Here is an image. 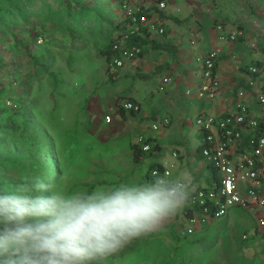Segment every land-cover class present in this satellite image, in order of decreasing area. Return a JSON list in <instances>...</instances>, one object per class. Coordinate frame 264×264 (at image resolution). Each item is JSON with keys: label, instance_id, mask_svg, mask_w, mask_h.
<instances>
[{"label": "crops", "instance_id": "1", "mask_svg": "<svg viewBox=\"0 0 264 264\" xmlns=\"http://www.w3.org/2000/svg\"><path fill=\"white\" fill-rule=\"evenodd\" d=\"M162 1L164 9L158 8L157 0L134 1L149 13V18L164 28L162 35L150 36L148 43L141 47L142 55L139 58L124 60L121 68L112 64L109 78L105 73V58L96 53L103 69L104 82L116 88L110 93L114 98L116 112L109 129L96 135L103 136L115 149L106 156L104 164L102 163L104 166L101 163L97 166L94 175H108L119 170L127 172L130 175L128 180L133 183L145 182L150 181L149 177L147 179L149 170L172 167L171 171L177 174H191L195 183L194 191L209 190L218 183L219 175L202 155L203 134L195 120L198 117L221 119L235 113L239 91H244V102L251 115H257L256 96L259 89H251L247 81L250 78L248 69L255 64H264V0ZM77 4L85 6V14L77 17V26L83 29L79 33L81 38L89 40L88 44L92 47L95 43L106 44L108 39L116 36L114 27L123 20L118 0H77ZM219 26L237 27L243 36L235 41H222L219 39ZM216 49L220 50V54L214 75L220 83V89L214 99L199 98L201 61L208 52ZM81 55L86 56L87 53ZM164 78H169L170 82L164 91H160L159 86ZM93 84L90 83L88 87L91 93L98 89ZM123 101L136 104L138 111L123 110L122 115L120 103ZM163 120H168V124L165 125ZM85 123L87 122L84 121L82 126ZM153 126H157V129L154 130ZM143 142L150 145V150L143 152L136 161L134 147L140 149ZM237 155L234 152L232 156L237 158ZM122 180L125 179H119ZM109 183L102 180L90 184V188L92 190L98 185H110ZM246 186H242L245 191ZM257 193L264 198V187L259 188ZM236 210H243L244 216L252 215V219L255 218L256 222L250 226L246 217L241 216L243 227L250 228L252 236L250 231L243 232L236 239L230 233L223 237L228 226H232L230 215ZM262 213L264 208L256 205L234 207L223 217H227L226 222L218 223L223 218L209 219L205 225L197 226L193 235L187 237L184 233L186 222L197 214L187 204L169 220L164 230L170 228L171 239L175 232L179 240L188 241L202 240L213 233L217 239L215 246L227 244L233 247L218 248L230 249L229 252L236 254L230 260L213 264H264V234L257 224ZM172 227L175 230L172 231ZM221 236L223 239L219 240ZM192 242H188L186 248L191 247Z\"/></svg>", "mask_w": 264, "mask_h": 264}, {"label": "rangeland", "instance_id": "2", "mask_svg": "<svg viewBox=\"0 0 264 264\" xmlns=\"http://www.w3.org/2000/svg\"><path fill=\"white\" fill-rule=\"evenodd\" d=\"M29 22L21 29L28 30L32 36L39 21L32 18ZM42 31L43 36L31 40L28 49L33 57H46L42 61L45 72L31 67V55L14 43L1 46L2 64H8L9 70L0 69V90H4L0 93V185L5 186L2 179L16 178L18 163L35 159L34 147L44 156L42 171L55 170L60 183L69 190L90 191V184L102 180L115 181L110 185L131 182L128 180L130 175L119 170L108 175H94L97 166L104 164L106 156L115 149L103 136L96 135L109 129L116 112L114 98L110 95L116 88L104 82L96 50L90 44L84 51L63 50L64 42L53 24H46L39 32ZM20 38H23L20 42L27 39L26 35H20ZM50 40L55 43L47 42ZM90 83L99 90L91 93ZM21 115L28 119L25 131L28 142H20L18 132L4 129L20 125ZM84 121L87 123L82 126ZM117 178L125 180L116 181ZM244 212L236 210L230 215L232 226H228L223 237L230 233L236 239L243 232L251 231L243 227L241 216ZM244 217L250 226L256 222L252 215ZM226 219L218 223L222 224ZM171 229L175 230L174 227ZM169 231L170 228L162 229L144 239L134 240L118 256L110 258L108 264H213L230 260L236 254L229 252L233 247L227 244L215 246L217 239L213 233L202 240L189 239L193 242L186 248L190 241L179 240L175 232L171 239Z\"/></svg>", "mask_w": 264, "mask_h": 264}, {"label": "clouds", "instance_id": "3", "mask_svg": "<svg viewBox=\"0 0 264 264\" xmlns=\"http://www.w3.org/2000/svg\"><path fill=\"white\" fill-rule=\"evenodd\" d=\"M190 173L69 190L55 170L0 187V264H108L190 202Z\"/></svg>", "mask_w": 264, "mask_h": 264}, {"label": "built area", "instance_id": "4", "mask_svg": "<svg viewBox=\"0 0 264 264\" xmlns=\"http://www.w3.org/2000/svg\"><path fill=\"white\" fill-rule=\"evenodd\" d=\"M120 9L123 12V20L127 21V28L123 37L112 46V51L116 53L113 65L116 68L123 66L124 60L137 59L142 55V48L137 45H128V40L132 37H143L146 33L151 35L164 33V28L160 23L149 18L148 12L135 4V0H118ZM159 9H164L163 1L158 3ZM219 39L224 41H235L243 36L242 31L235 28L219 26ZM220 54V50L208 52L201 61V81L198 87V97L214 99L220 89V83L214 75V68ZM250 78L247 81L251 89H259L256 96L258 112L252 116L246 103L244 102V91L237 93V110L233 114H228L221 119L213 117H198L195 120L196 126L201 130L202 155L208 164L218 173L219 185L215 189H198L192 193L188 203L193 213L185 225V235L191 236L195 233L196 227L205 225L209 219H220L224 217L231 208H247L256 205L264 208V198L258 195L257 190L264 187L263 167H264V136H259L252 141L249 148L238 151L244 144V137L256 127L257 119L264 120V64L251 66L248 69ZM170 82L169 78H164L159 86L160 91H164ZM189 92H186L188 94ZM123 110L129 112L138 111V106L123 101L120 103ZM165 125L168 120H163ZM156 130L157 126H153ZM141 139V138H140ZM142 152H148L150 145L143 142L140 146ZM237 153L238 157L232 155ZM172 167L153 168L150 170V178L156 174L163 175L171 171ZM243 185H247L245 190ZM259 229L264 234V213L257 219ZM246 237H243L245 239Z\"/></svg>", "mask_w": 264, "mask_h": 264}, {"label": "trees", "instance_id": "5", "mask_svg": "<svg viewBox=\"0 0 264 264\" xmlns=\"http://www.w3.org/2000/svg\"><path fill=\"white\" fill-rule=\"evenodd\" d=\"M162 0H157L160 2ZM77 8L79 12L77 13ZM85 6L77 4V0H0V69L9 70L8 64H2V45L14 43V46L18 47L20 50H24L25 53L31 55L29 60L32 61L31 67L39 68L45 72V66L43 64L45 56H32L31 52L28 49V43L31 40H38V37L43 36V30L45 25L53 24L55 30L58 31V35L61 38L63 43V50L74 51L75 49L80 48L84 51L85 47L88 46L89 40L83 39L80 36V30L77 26V17H82L84 13ZM149 16V13H148ZM150 17V16H149ZM36 19L39 21V24L35 26L36 30L32 36L28 30H22V25H29L31 19ZM52 22V23H51ZM127 21L122 20L118 23L114 29L116 36L108 39L106 44H97L93 45L94 49L105 58L107 63V68L105 69L106 76L110 78L111 69L113 64V59L116 56V53L112 51V46L117 43L121 37H123L124 32L127 28ZM33 29V28H32ZM39 30V31H37ZM20 35H26L25 42L22 41ZM151 34L146 33L143 37H132L128 40V45H137L143 47L148 40H150ZM79 41V44L78 42ZM50 43H55V41H47ZM41 64V65H40ZM254 66H259L255 64ZM13 67V65H12ZM14 68V67H13ZM37 71V70H36ZM34 76V74H32ZM264 93V86L262 87ZM4 92L3 89L0 90V93ZM130 102V101H129ZM136 105V104H135ZM121 114L123 115V109L120 106ZM21 124L16 126H8L7 131L18 132V138L20 142H28V138L25 136V131L28 125V119L24 115L20 117ZM259 136H264V120L262 118L257 119L256 127L250 131L244 137V144L241 146V150H246L249 148L252 141H255ZM143 155V152L138 147H134V157L138 161ZM34 158L33 161L26 160L20 162L16 165V178L14 180H5L2 179L4 185L1 184L0 187H6L15 184L22 177L33 174H40L44 171L41 168V165L44 164V156L39 148L34 147ZM214 170V169H213ZM215 171V170H214ZM150 172V170H149ZM216 172V171H215ZM150 178L149 173L147 174V179ZM148 179V180H149ZM219 185L218 183L214 186L215 189Z\"/></svg>", "mask_w": 264, "mask_h": 264}]
</instances>
